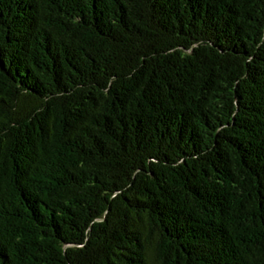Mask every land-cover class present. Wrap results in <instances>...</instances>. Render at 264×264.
<instances>
[{
	"label": "trees",
	"instance_id": "trees-1",
	"mask_svg": "<svg viewBox=\"0 0 264 264\" xmlns=\"http://www.w3.org/2000/svg\"><path fill=\"white\" fill-rule=\"evenodd\" d=\"M0 264H264V0H0Z\"/></svg>",
	"mask_w": 264,
	"mask_h": 264
}]
</instances>
